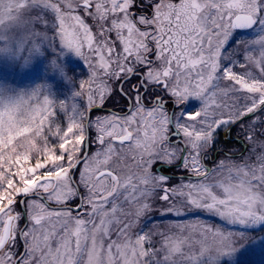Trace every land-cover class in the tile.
I'll use <instances>...</instances> for the list:
<instances>
[{
  "label": "snow or ice",
  "instance_id": "1",
  "mask_svg": "<svg viewBox=\"0 0 264 264\" xmlns=\"http://www.w3.org/2000/svg\"><path fill=\"white\" fill-rule=\"evenodd\" d=\"M68 52L91 69L72 92L87 95L83 110L46 83L0 85V264H221L264 241L251 234L264 225V0H0V56H54L73 84ZM109 81L125 109L92 119ZM245 120L250 155L208 168L217 132ZM177 167L187 176L170 186ZM152 211L221 223L176 221L153 241L133 231Z\"/></svg>",
  "mask_w": 264,
  "mask_h": 264
},
{
  "label": "rangeland",
  "instance_id": "2",
  "mask_svg": "<svg viewBox=\"0 0 264 264\" xmlns=\"http://www.w3.org/2000/svg\"><path fill=\"white\" fill-rule=\"evenodd\" d=\"M91 23V21H89ZM43 30V29H41ZM49 34L51 31L49 30ZM246 38L251 39L252 36L248 33H244ZM235 47V45H233ZM242 47V46H241ZM51 52V49L48 50ZM58 52V49H57ZM51 58H46L45 56H39L38 58L30 61L28 64H24L19 60L11 59L8 56H0V85L8 86L11 91H22V90H30L38 84H47L52 88V98L58 104L60 100H66L67 104L71 106L72 104L78 105V107L83 110V108L87 105V95L76 98L75 100L72 98V92L79 90L78 85L82 80H87L89 78L91 69L89 65L84 62V60L80 57L75 56L74 53L68 52L65 56L60 57L67 66L70 72V75L74 79L73 84H69L64 76L61 74L60 70L52 64ZM236 59H241L239 56ZM239 71V69H237ZM121 82L118 81H109V85L112 88V95L106 99L104 108H115L116 111H121L125 109L127 101L121 96L119 92V86ZM137 83V80L134 78L131 81L124 83L123 87L125 91H128L132 84ZM223 87V85H222ZM166 98V97H165ZM99 104V100L96 101ZM191 107V105H190ZM199 108V104L197 103L191 110H197ZM171 107L169 106V113H171ZM110 112L96 109L91 112V118L94 119L98 115H105ZM56 119L58 121H66L67 114L58 110ZM248 121L245 120L242 124H237L235 126H228L221 128L215 137V144L213 148L218 149L221 153L218 155L215 154V158H213V162L209 163L208 157L204 160L205 165L209 168H215L219 161L224 160L228 162L229 160L232 162H242L243 158L248 157L252 150L253 145L248 141L247 137V127ZM230 127V128H229ZM229 128V132L227 129ZM233 128V130H232ZM94 132L92 129L90 132V139L94 140ZM234 133H239V144L232 141V138H235L236 135ZM229 135L230 141L227 143L223 136ZM228 137V136H227ZM228 139V138H225ZM237 139V138H236ZM98 150V145L95 143L89 144V153L91 154ZM85 153V149H84ZM217 157V158H216ZM132 166V161L130 159H126L122 161ZM83 169V164L78 165L74 175L77 180H79V172ZM161 170V165L157 163L153 167V171L159 173ZM165 174L172 176L173 179L169 181V185H177L181 183L180 177H186L187 173L182 171L180 168H173L171 170H165ZM219 178V177H216ZM184 182H187L186 180ZM83 191V189H82ZM75 207V204L72 205ZM159 207V205H155ZM20 209H23V205L21 204ZM127 210L128 205H124ZM203 221L209 225H220V220L217 217L212 216L208 213L203 214H192L185 215L182 217H176L173 215L161 216L159 213L152 211L150 213L145 214L140 217L138 224L133 231L135 232H153L157 233V235L153 236V241H158L160 236L158 233H176L179 230L172 227V224L176 221L181 223L183 222H195V221ZM234 232H239L245 230V226L243 225H235L231 226V229ZM184 234H188L187 230H185ZM252 235H261L264 236V225H256L254 226V230L251 231ZM241 244L243 246H241ZM241 244H237L236 247L240 250L234 254V256H225L221 258V264H264V241L257 240L254 242H241ZM159 247V244L155 245Z\"/></svg>",
  "mask_w": 264,
  "mask_h": 264
},
{
  "label": "flooded vegetation",
  "instance_id": "3",
  "mask_svg": "<svg viewBox=\"0 0 264 264\" xmlns=\"http://www.w3.org/2000/svg\"><path fill=\"white\" fill-rule=\"evenodd\" d=\"M112 111H116L115 110V108H110ZM93 111V110H92ZM91 111V112H92ZM172 111V110H171ZM109 112H111V111H109ZM90 116H91V113H90ZM230 128V127H229ZM229 128L227 129V132H229L230 130H229ZM232 130H233V128H232ZM234 135H236V137L235 138H232L233 140L232 141H234L235 143H238L239 144V141H238V138H239V133H234V132H232ZM228 136V137H227ZM227 136H223V139L226 141V142H229L230 141V137H229V135H227ZM225 138H228V139H225ZM237 138V139H236ZM239 139H241V138H239ZM218 149H220V148H211L209 151H208V154H207V157H208V160H209V163L211 162V164H212V162H213V158H215V154L216 155H218L219 153H221ZM217 158V157H216ZM205 163V162H204ZM206 164V163H205ZM209 168V167H208Z\"/></svg>",
  "mask_w": 264,
  "mask_h": 264
},
{
  "label": "water",
  "instance_id": "4",
  "mask_svg": "<svg viewBox=\"0 0 264 264\" xmlns=\"http://www.w3.org/2000/svg\"><path fill=\"white\" fill-rule=\"evenodd\" d=\"M96 108H93V110H95ZM102 110H104V111H112L110 108H104L103 107V109ZM88 153H89V144H88V146L85 148V155H88ZM78 167V166H77ZM76 171V170H75ZM75 173V172H74Z\"/></svg>",
  "mask_w": 264,
  "mask_h": 264
},
{
  "label": "trees",
  "instance_id": "5",
  "mask_svg": "<svg viewBox=\"0 0 264 264\" xmlns=\"http://www.w3.org/2000/svg\"><path fill=\"white\" fill-rule=\"evenodd\" d=\"M228 143V142H227Z\"/></svg>",
  "mask_w": 264,
  "mask_h": 264
}]
</instances>
